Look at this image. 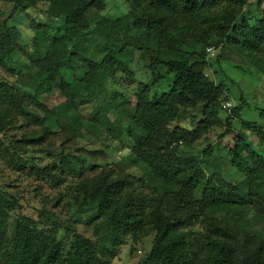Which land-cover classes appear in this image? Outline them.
<instances>
[{
    "label": "trees",
    "instance_id": "obj_1",
    "mask_svg": "<svg viewBox=\"0 0 264 264\" xmlns=\"http://www.w3.org/2000/svg\"><path fill=\"white\" fill-rule=\"evenodd\" d=\"M0 1L13 5L0 21V69L16 73L9 63L25 42L21 30L8 23L21 11L47 4L46 13L64 23L63 31L43 30L31 51L23 52L27 59L17 74L28 92L0 81V134L25 118L41 132L15 141L19 152L20 144L43 142L66 126L82 135L102 128L133 144L124 169L84 177L76 187L86 211L100 221L99 243L75 234L66 248L54 226L26 217L10 232L18 199L1 192L0 264H111L124 238L138 241L152 234L143 264H264V110L263 122L243 121L236 130L247 100L241 94L227 112L225 105L235 98L224 80L216 79L218 70L207 54L220 49L215 59L220 69L236 53L264 75L263 0L253 11L250 0H124L130 10L116 19L100 16L106 0ZM135 51L145 53L155 82L167 76L169 81L160 94L149 86L140 89L125 124L128 101L114 94L97 102L106 74L130 73ZM52 95L63 100L50 107L45 101ZM86 104L95 108L82 121L80 108ZM188 117L190 123L180 124ZM222 128L212 142V133ZM83 158L63 152L53 166L31 170L60 185L65 176L82 178ZM227 164L245 177L242 183L233 185L218 173L217 166ZM199 224L202 231L192 230Z\"/></svg>",
    "mask_w": 264,
    "mask_h": 264
},
{
    "label": "rangeland",
    "instance_id": "obj_2",
    "mask_svg": "<svg viewBox=\"0 0 264 264\" xmlns=\"http://www.w3.org/2000/svg\"><path fill=\"white\" fill-rule=\"evenodd\" d=\"M259 0H250L253 11L258 6ZM47 4H40L37 8L29 9L20 14L13 20L9 21L10 26H16L23 33L24 45L23 52H30L31 45L36 36L41 37L43 30L50 33H56L58 30L63 31L64 23L62 19L50 17L46 13ZM12 4L0 1V21L6 19L11 11ZM130 10L129 5L124 0H106V8L100 13V16L116 19L127 14ZM260 12H264V0L259 7ZM207 50L209 60L213 67L218 70L216 75L219 76L224 83L231 89V94L235 100L231 103L240 102L239 96L242 94L247 102L244 105L240 119H237L234 127L240 129L241 123L245 122H263L261 111L264 110V75L251 64L248 59L231 53L229 61L222 63V67L215 65V59L220 53V49L214 47ZM22 51L15 54L14 61L9 66L16 70L13 73L10 69H0V81L6 80L12 84L20 86L22 91L28 92L26 88L27 82L17 74L23 62L27 59ZM128 55V53H126ZM128 74L119 72L116 75L106 74L103 81L105 93L100 96L99 102L110 101L112 95L119 94L124 100L128 101V105L123 108L124 122H128V117L133 112L136 102V93L144 86H149L152 93L160 94L162 90H166L169 77L165 80L155 82L153 72H151L146 64L145 53L135 51L133 62L129 66ZM213 78V71H210ZM155 82V83H153ZM63 99L59 95H52L47 98L45 103L53 107L60 103ZM95 104H86L80 108L82 121L91 118ZM225 109L230 113V109L225 105ZM41 115L44 113L37 110ZM16 127L8 130L5 134H0V193L8 192L16 196L18 205L11 213L9 228L10 232L14 230L16 221L20 218H32L42 225L54 226L57 230L58 239L68 248L75 234H80L96 243L103 240L104 232L99 227L98 220H94V213L86 211L82 205L80 196L76 193L78 183L85 177H93L102 171H116L124 169L123 160L127 157L132 149V141L125 135L117 140L102 128H96L95 132L84 133L74 131L66 126V131L55 129L56 133L47 137L43 142L28 143L24 145L23 151L19 152L14 149L15 141L20 143L30 136L37 137L41 128L29 123L25 118H19L16 121ZM190 123V117L180 122L184 125ZM54 131V129H53ZM223 131L216 130L212 133V142H217V135ZM205 147L206 143L200 144ZM71 154L74 156L84 157V165L87 170L83 172L82 178L70 175L65 176L60 185H56L51 181L40 179L32 173V167L41 168L51 167L55 163L54 159L61 153ZM20 157L22 159H20ZM218 164V163H217ZM219 165V164H218ZM126 167V170L132 172L135 177L140 178L142 174L134 167ZM218 173L229 183L233 185L240 184L244 181V176L229 164L219 167ZM138 188L139 184L136 183ZM143 193H150V190H142ZM202 231L203 226L197 225L194 229ZM156 234H152L147 238L138 241L132 240L130 237L124 238L121 243L116 246V256L112 258L111 264H143L147 255L152 249Z\"/></svg>",
    "mask_w": 264,
    "mask_h": 264
},
{
    "label": "built area",
    "instance_id": "obj_3",
    "mask_svg": "<svg viewBox=\"0 0 264 264\" xmlns=\"http://www.w3.org/2000/svg\"><path fill=\"white\" fill-rule=\"evenodd\" d=\"M233 105H234V103H231V102H228V103H227V107H228L229 109H231Z\"/></svg>",
    "mask_w": 264,
    "mask_h": 264
}]
</instances>
